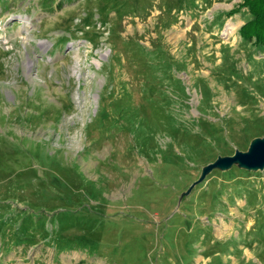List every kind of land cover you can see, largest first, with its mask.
Wrapping results in <instances>:
<instances>
[{"label":"rangeland","instance_id":"1","mask_svg":"<svg viewBox=\"0 0 264 264\" xmlns=\"http://www.w3.org/2000/svg\"><path fill=\"white\" fill-rule=\"evenodd\" d=\"M245 1L0 0V264H264Z\"/></svg>","mask_w":264,"mask_h":264},{"label":"water","instance_id":"2","mask_svg":"<svg viewBox=\"0 0 264 264\" xmlns=\"http://www.w3.org/2000/svg\"><path fill=\"white\" fill-rule=\"evenodd\" d=\"M238 162L240 165L249 169L260 168L264 166V138L254 140L247 151H235L231 156L218 158L214 163L210 164L205 170L217 165H231Z\"/></svg>","mask_w":264,"mask_h":264},{"label":"trees","instance_id":"3","mask_svg":"<svg viewBox=\"0 0 264 264\" xmlns=\"http://www.w3.org/2000/svg\"><path fill=\"white\" fill-rule=\"evenodd\" d=\"M245 2L253 18L243 24L239 32L245 40H255V43L264 49V0H246Z\"/></svg>","mask_w":264,"mask_h":264},{"label":"bare ground","instance_id":"4","mask_svg":"<svg viewBox=\"0 0 264 264\" xmlns=\"http://www.w3.org/2000/svg\"><path fill=\"white\" fill-rule=\"evenodd\" d=\"M234 28L235 27L228 22L226 25V28L224 29V32H223L224 35L228 36L229 34H231L233 32Z\"/></svg>","mask_w":264,"mask_h":264}]
</instances>
